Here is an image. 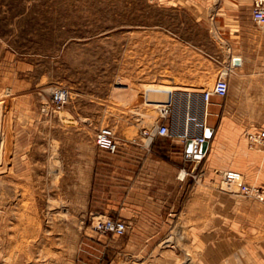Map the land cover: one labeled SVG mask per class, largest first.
<instances>
[{
	"label": "crops",
	"instance_id": "crops-1",
	"mask_svg": "<svg viewBox=\"0 0 264 264\" xmlns=\"http://www.w3.org/2000/svg\"><path fill=\"white\" fill-rule=\"evenodd\" d=\"M162 1L176 5L188 2L203 25L209 18L212 75L216 81L226 76V97L212 96L205 115L203 94L208 90L202 91L191 77L179 74L184 87L165 91L173 112L163 123L172 137L156 136L149 147L122 140L114 152L100 150L95 141L99 129L91 138L89 131L93 130L83 121L67 125L55 116H43L38 109L22 108L7 130L5 163L18 180V193L37 199L3 211L1 264H27L31 253L23 244L37 231L28 233L26 227L37 228L42 212L48 215L46 202L55 204L60 199L72 202V208L92 219L115 218L131 225L124 236H100L87 229L77 254L51 256L63 259L61 264H182L176 248L163 242L169 228L181 220L171 202L172 186L179 183L187 188L191 178L183 170L186 167L172 165V159L179 155L184 161V138L204 132L212 136L209 166L200 174L201 184L196 181L188 187L189 197L178 208L179 215L188 221L182 225L210 228L207 234L197 230L192 237V242L206 247L205 256L199 249L201 260L196 264H235L232 260L238 258L246 264L252 263L245 260L254 258L264 264V216L258 218L248 203L236 206V195L220 191L215 182L217 170L230 169L233 161L247 184L264 188V150L252 148L245 136L247 131L264 130V26L253 21L252 0H218L216 4L211 0ZM233 59L238 60L233 63ZM242 132L245 140L237 142ZM28 221L33 224L28 225ZM238 243L260 245L258 250L248 247L239 251ZM222 245L226 248L219 249Z\"/></svg>",
	"mask_w": 264,
	"mask_h": 264
},
{
	"label": "rangeland",
	"instance_id": "rangeland-1",
	"mask_svg": "<svg viewBox=\"0 0 264 264\" xmlns=\"http://www.w3.org/2000/svg\"><path fill=\"white\" fill-rule=\"evenodd\" d=\"M212 1L216 4L218 0ZM193 10L188 2L154 4L150 0H0V217L6 209L14 210L19 203L29 205L37 199L18 193V180L5 163L7 130L22 108L38 109L47 116L42 108L50 93L65 87L69 91L66 106L53 116L67 125L76 121L87 123L93 130L89 131L91 138L97 129L111 127L117 142L130 141L141 138V129L154 123L165 91L184 87L180 83L185 82L178 80L179 74L191 77L192 83L202 86V91L214 87L212 38L207 28L210 20L203 25ZM206 10L209 12L210 7ZM245 136L240 133L236 141L245 140ZM171 147L175 153L174 146ZM179 158L176 155L172 165L186 167L182 169L190 174L191 181L187 188L179 183L172 186L171 202L181 220L169 228L163 243L176 248L182 264H196L201 260L199 249H203L205 256L206 247L204 243L192 242V237L197 230L207 234L210 228L182 225L188 221L179 215L178 208L189 197L188 187L196 181L201 184L200 174L209 166L208 157L197 168ZM231 163L230 169L217 170L215 175L220 191L226 173H241L235 169L237 164ZM232 195H236L234 200L239 208L248 203L258 218L264 216V202ZM46 203L48 217L43 211L37 228L26 227L28 233L37 231L23 244L31 253L27 264H61L63 259L51 256L77 254L83 232H95L93 225L106 218L92 219L86 212L72 208L74 204L66 199ZM241 213H237L240 220ZM180 235L184 239L177 244ZM169 238L172 242L167 241ZM237 245L236 250L249 247L253 251L260 244ZM222 248L226 246L219 247ZM42 255L47 258H41ZM3 261L0 259V264ZM232 261L245 263L243 258ZM245 261L260 264L256 258Z\"/></svg>",
	"mask_w": 264,
	"mask_h": 264
},
{
	"label": "built area",
	"instance_id": "built-area-1",
	"mask_svg": "<svg viewBox=\"0 0 264 264\" xmlns=\"http://www.w3.org/2000/svg\"><path fill=\"white\" fill-rule=\"evenodd\" d=\"M151 3L161 4L162 0H150ZM252 18L258 26H264V0H252ZM238 59H233L235 63ZM228 82L226 76H220L214 87L211 90L204 92L203 99L206 105L205 114L208 115V105L212 96L224 98L227 95ZM69 91L65 87L56 88L52 97L54 102L50 107L42 108V113L49 114L53 112H60L66 106ZM173 112L171 103L168 98L164 97V101L157 106V116L154 123L149 127H144L140 133L141 138H134L130 140L133 144L141 143L145 147H149L153 139L157 137L170 138L172 133L170 128L163 123V120L168 118ZM246 138L252 148H260L264 150V130L246 133ZM96 145L100 150L114 152L117 148V137L115 131L111 127H102L96 134ZM192 141L193 149L191 152L185 151L183 159L187 163L194 164L197 168L208 157V149L202 152V146L205 143H210V139L206 137L204 132L200 136L185 137L184 143ZM185 171V170H184ZM185 178V177H184ZM183 179V178H182ZM223 190L230 194H239L246 198H251L264 202V188L249 185L245 182L241 174L228 172L223 180ZM93 229L99 235H117L124 236L130 229L131 225L123 220L114 218H103L97 224L93 225Z\"/></svg>",
	"mask_w": 264,
	"mask_h": 264
},
{
	"label": "bare ground",
	"instance_id": "bare-ground-1",
	"mask_svg": "<svg viewBox=\"0 0 264 264\" xmlns=\"http://www.w3.org/2000/svg\"><path fill=\"white\" fill-rule=\"evenodd\" d=\"M222 76V75H221ZM223 76H225L224 74H223ZM54 91V90H53ZM53 91L50 93V95H49V98H48V100H47V102H46V104L45 105H43V108H46V107H50L51 105H52V103L54 102V98L52 97V93H53ZM164 98V97H163ZM162 99V98H161ZM204 100V99H203ZM60 112H62V111H60ZM57 112H50V116H53V115H55ZM206 113V112H205ZM207 113H208V111H207ZM47 116H48V114H46ZM206 115V114H205ZM113 129V128H112ZM143 129V128H142ZM141 129V130H142ZM114 130V129H113ZM97 134V133H96ZM96 139V138H95ZM140 140H142V138L140 139ZM96 141V140H95ZM208 146H209V144H208ZM186 175L185 174H183L182 175V177L181 178H183L184 179V177H185ZM175 236V235H174ZM173 236V237H174ZM181 236V235H180ZM177 237V236H176ZM176 237H175V239H176ZM174 239V240H175ZM184 239V236H181L180 238H179V236H178V238L176 239V242H177V244L178 243H180V241H182ZM167 241H169V242H172V240L169 238V240H167Z\"/></svg>",
	"mask_w": 264,
	"mask_h": 264
},
{
	"label": "water",
	"instance_id": "water-1",
	"mask_svg": "<svg viewBox=\"0 0 264 264\" xmlns=\"http://www.w3.org/2000/svg\"><path fill=\"white\" fill-rule=\"evenodd\" d=\"M206 137H208L209 139H211V135L210 134H207L206 132ZM193 149V144H192V141H189L187 143V152H191ZM208 149V143H205L203 146H202V152H205L206 150Z\"/></svg>",
	"mask_w": 264,
	"mask_h": 264
}]
</instances>
